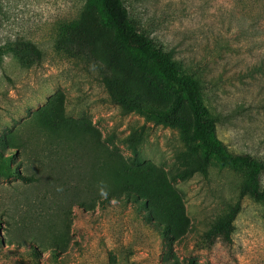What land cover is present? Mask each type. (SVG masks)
<instances>
[{
    "label": "rangeland",
    "instance_id": "rangeland-1",
    "mask_svg": "<svg viewBox=\"0 0 264 264\" xmlns=\"http://www.w3.org/2000/svg\"><path fill=\"white\" fill-rule=\"evenodd\" d=\"M123 2L136 29L199 81L215 138L264 159V35L249 42L235 28L253 9ZM81 5L0 0V47L16 48L0 54V264H264V203L249 198L229 248L196 246L236 202L242 176L213 159L203 172L176 129L110 98L112 83L156 110L173 95L80 40ZM178 115L191 121L185 102Z\"/></svg>",
    "mask_w": 264,
    "mask_h": 264
},
{
    "label": "trees",
    "instance_id": "trees-1",
    "mask_svg": "<svg viewBox=\"0 0 264 264\" xmlns=\"http://www.w3.org/2000/svg\"><path fill=\"white\" fill-rule=\"evenodd\" d=\"M240 2L253 11H250V15L245 11L237 15L236 33L243 35L249 42L263 40L264 0ZM72 25L78 38L95 51L103 53L113 66L127 65L162 85L173 95L168 107L156 110L131 100L127 92L112 83L108 85V93L115 103L135 111L145 122L176 129L191 144L189 150L197 157L198 168L203 172L213 159L220 167L241 174L236 202L196 241L198 248L209 249L215 243L229 248L232 244L233 222L241 210L242 200L249 198L264 203V159L248 152L234 154L215 138L216 119L202 102L199 81L193 75L182 73L170 52L155 37L136 29L123 0H82ZM6 49L16 50L15 45L8 43L0 47V54ZM182 102L189 109L190 122L178 115ZM107 192L114 194L112 191ZM9 239L13 240L11 237Z\"/></svg>",
    "mask_w": 264,
    "mask_h": 264
}]
</instances>
